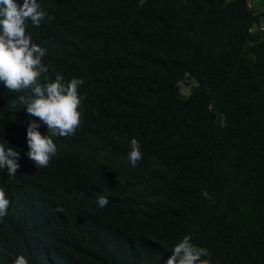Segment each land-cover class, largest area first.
Segmentation results:
<instances>
[{
    "label": "trees",
    "instance_id": "obj_1",
    "mask_svg": "<svg viewBox=\"0 0 264 264\" xmlns=\"http://www.w3.org/2000/svg\"><path fill=\"white\" fill-rule=\"evenodd\" d=\"M39 2L50 18L26 34L84 99L37 168L12 106L25 93L0 86V143L21 151L0 173V264H165L185 235L213 264H264V0Z\"/></svg>",
    "mask_w": 264,
    "mask_h": 264
},
{
    "label": "clouds",
    "instance_id": "obj_2",
    "mask_svg": "<svg viewBox=\"0 0 264 264\" xmlns=\"http://www.w3.org/2000/svg\"><path fill=\"white\" fill-rule=\"evenodd\" d=\"M46 18L50 17L39 0H0V86L10 92L25 93L17 95L12 106H19L30 117L26 126L28 150L25 155L37 168L47 167L57 155L53 137L71 136L79 126L81 112L78 109L84 99L79 90L85 83L83 78L77 77L65 80L59 72L54 79L48 75L49 66L43 62L47 50L34 43L30 33L26 34L29 22L38 28ZM42 125L47 127V134L41 133ZM141 148L136 138L130 140L126 159L133 168L142 159ZM20 158V150L0 143V173L15 177L21 167ZM202 196L211 200L207 189ZM11 203L6 187H0V218L7 214ZM96 203L104 208L109 199L100 194ZM55 211L64 209L57 206ZM12 264H30V259L21 254ZM165 264H213L212 253L207 247L193 243L191 235H185L173 246Z\"/></svg>",
    "mask_w": 264,
    "mask_h": 264
},
{
    "label": "rangeland",
    "instance_id": "obj_3",
    "mask_svg": "<svg viewBox=\"0 0 264 264\" xmlns=\"http://www.w3.org/2000/svg\"><path fill=\"white\" fill-rule=\"evenodd\" d=\"M184 92H186V89L183 87Z\"/></svg>",
    "mask_w": 264,
    "mask_h": 264
}]
</instances>
